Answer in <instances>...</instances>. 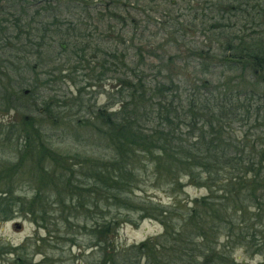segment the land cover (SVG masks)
<instances>
[{
  "label": "trees",
  "instance_id": "trees-1",
  "mask_svg": "<svg viewBox=\"0 0 264 264\" xmlns=\"http://www.w3.org/2000/svg\"><path fill=\"white\" fill-rule=\"evenodd\" d=\"M53 1L16 0L5 7L7 9L0 8V34L8 31L5 36H0V48L2 41L9 47L15 43L14 47L17 45L23 53L18 56L11 52L9 61L20 57L23 60L24 55L34 52L39 59L33 68H39L42 55L48 56V51L56 46L62 52H69L71 56L66 55L65 62L73 61L71 69L77 71L90 63V51L98 52L94 57L104 52L99 49L98 39L82 28L85 25L82 21H69L68 27L64 28L56 18L57 13H49L54 19L50 24L39 20L42 15L39 10L32 14L28 12L35 2L44 3L43 10H55ZM116 1L111 7L114 8L111 16L118 20L117 23L126 25L127 21L120 20L116 13L125 7L119 4L120 0ZM226 2L223 4L227 7L219 8L216 13L214 8L209 9L214 12L210 19L215 22L210 26L206 23L204 30L218 40L219 48L217 50L210 45L195 49V79L176 81L162 68L160 74H166L160 79L150 80L143 69L127 65L124 58L121 60L122 57L112 52L117 63L108 64V60L103 59L96 78H103V71H117L121 68L119 63L126 72L118 76L120 84L116 95L120 97V108L112 112L101 108L86 119L89 123L94 118L102 124L95 137L103 138L110 149L108 160L100 159L108 164L92 167L94 182L90 187L72 184L73 180L66 174L56 177L53 173L47 174L42 189L60 186L69 193L67 197L60 194L58 203L52 201L51 195L42 197L43 192L39 190L32 200L19 199L16 202L17 205L22 203L21 208L26 213L37 215V220L46 225L43 226L49 233L46 238L65 235L73 240V229L80 225L81 229L89 227L91 256L97 253L104 255L101 261L93 259L96 261L94 264H144V260L145 264H238L234 256L236 249L264 257V34L257 30L262 26L258 16L263 15L264 10L254 6L253 13L249 12L244 17L246 29L233 33L230 30L233 25L218 23L231 21L238 11L244 14L241 6L247 2ZM233 2L240 7H235ZM96 4L91 2L89 7L93 9ZM226 13L230 18L225 16ZM181 19L177 16L166 22L160 21L165 36L180 33L177 27L180 23L184 25ZM196 20L194 17L187 24ZM185 30L188 31L187 27ZM164 40L168 42V39ZM107 54L110 55L109 52ZM155 55L151 49L149 56ZM43 61L42 66L49 64L44 57ZM111 65L117 66L116 70ZM5 68L0 66V70ZM0 90L6 93L0 94V103L7 100L9 110H18L22 106L19 103L22 97L18 100L10 98L7 87ZM32 92L30 90V95H24L29 97ZM43 104L44 110L40 114L43 118H56L61 113L55 112L57 105ZM24 125L34 128L29 122H24ZM39 131L41 129L35 127V132ZM22 132H27L25 141L28 142L31 131ZM36 146L32 154L39 158L45 156L43 147ZM32 150L34 148L29 144L24 147L27 155ZM25 153H21V158ZM72 157L76 161L69 163L71 167L82 168L92 164L87 158ZM143 172L151 173L157 182H176L186 178L199 186H207L209 191L194 199L184 211L173 206L149 205L148 209L142 208L139 221L145 218L160 220L164 226L163 233L124 248L109 249L107 243L122 223L118 213L112 211L131 210L132 199L128 197L127 189ZM13 203L14 198L8 193L0 196L1 219L11 217ZM53 204L59 205L60 214L56 221L50 215ZM58 223L62 224L59 225L60 230L64 228V231L56 236L58 228L50 226H58ZM1 249L5 252L7 248L3 246ZM15 257L13 264L33 263L29 256L17 254ZM42 263L43 260L39 264Z\"/></svg>",
  "mask_w": 264,
  "mask_h": 264
},
{
  "label": "rangeland",
  "instance_id": "rangeland-1",
  "mask_svg": "<svg viewBox=\"0 0 264 264\" xmlns=\"http://www.w3.org/2000/svg\"><path fill=\"white\" fill-rule=\"evenodd\" d=\"M14 1L16 0H0V8L7 9L5 7ZM240 1L247 2L246 5L241 6L245 13L238 11L231 21L223 20L218 23L233 25L230 29L233 33L239 32V29H246L244 17L249 12L253 13L254 6L264 10V0ZM91 2L97 3L93 9L89 7ZM116 2V0H54L52 7L55 10L51 9V11L42 9L44 3L35 2L30 5L28 12L31 14L37 10L42 13L39 20L51 24L54 19L49 13H57L56 18L64 24V28L68 27L69 21H82L85 24L82 28L98 39L99 49L104 52L100 53L99 57H94L98 52L90 51L88 54L90 63L77 71L71 69L73 61L65 62V56L70 55L69 52H62L55 45L48 51V56L42 55L40 58L42 65L43 57L49 61V64L33 68L39 59L36 53L32 52L24 55L23 60L20 57L11 62L8 59L11 52L18 56L23 53H20L22 51L17 48V45L14 47L15 43L9 47L8 43L4 46V41L1 42L0 66L7 69L0 70V88L7 87L10 98L18 100L22 97L23 99L19 100L22 106L18 110H9L6 107L9 104L7 100L0 103V131L2 132L0 134L2 140L0 141V196L8 193L16 203L19 199L32 200L39 190L43 192L42 197L44 194L51 195L52 201L58 203L60 194L66 197L69 195L63 191V187L45 186L44 189L41 187L47 174L52 173L55 177L66 174L67 178L73 180L72 184H81L83 187L92 186L91 183L94 182L91 176L92 167L108 164L102 163L100 159L108 160L110 149L103 138L95 137L100 132L101 122L91 118V122L88 123L86 119L101 108L111 112L120 108V97L116 95L120 84L118 76L126 73L123 72L122 63H119L121 68L117 71H108L109 73L103 71L104 77L102 75L103 78H96L100 73L103 59H107L108 64L109 62L117 63L112 53L116 54L119 58L122 57L121 60L124 58V63L127 65L143 69L150 80L160 79L163 74L165 75L166 72L161 74L159 72L162 68L167 73L170 72L176 81L186 78L192 80L197 78L194 71V66L197 64L194 59L197 52L195 49L210 45L217 50L219 48L218 40L204 28L215 22L210 19L214 12L216 13L219 8L227 7L226 0V4H223L224 0H120L119 4L125 9L116 13L120 20L127 21L126 25L117 23L118 20L111 16L114 11L111 7ZM217 4L220 7H217ZM233 4L235 7H240L235 2ZM211 8H214V12H210ZM177 16L184 19V21L181 19L184 25L180 23L177 27L180 28V33L173 35L174 37L169 34L165 36L159 24L160 21L166 22ZM225 16L230 18L228 13ZM194 17L197 20L188 25L189 20ZM258 21L262 26L257 30L264 34V14L258 16ZM149 22L150 25H148ZM186 27L188 31L185 30ZM52 30L55 31V29ZM69 33L73 34L70 31ZM6 34L8 31L4 30L0 36ZM162 37L174 43L169 44ZM2 48L5 49L2 50ZM151 49L154 50L155 56H149ZM95 50L98 49L95 48ZM114 66L111 65V67ZM116 68L117 66L114 70ZM30 90L33 91L32 95L25 96L24 94L30 95ZM0 94L6 93L0 90ZM43 103L57 105L55 112L57 114L61 112L57 119L43 118L44 116L40 115L44 110ZM24 122L34 125V128L25 127ZM35 127L41 131L35 132ZM22 130L31 131L29 132L30 142L25 141L27 132ZM28 144L34 148L29 155L26 154V149V153L24 152V147ZM36 145L43 147L45 156L39 158L32 154L37 148ZM21 153H25L22 158ZM73 155L87 158L92 164L82 168L71 167L69 163L73 164L76 161ZM151 176V173L143 172L137 178V182L130 184L127 189V195L132 199L130 200L131 210L122 208L120 212L118 209L112 211L114 214L118 213L119 221L122 223L116 233L112 234V239L108 241L109 249L124 248L163 233L164 226L160 220L145 218L139 221L142 208L148 209L149 205V207L159 205L166 208L176 207L184 211L192 205L191 202L194 199L206 195L209 191L207 186H199L186 178L176 182H157ZM66 190H69L68 187ZM15 203L12 204L11 217L0 218V264H13L17 254L29 256L32 264H39L42 260V264H94L96 261L93 259L97 258L101 261L104 258V255H97L98 253L91 256V249H88L91 244L88 239L89 227L81 229V225H76L77 228L72 230L74 232L72 236L75 237L73 240L69 239L71 237L66 238L65 235L54 237V239L46 238L49 234L43 227L46 225L37 220V215L26 213L21 208L22 203L19 205ZM52 207L50 215H53L51 218L56 221L55 218L60 214L59 205L53 204ZM57 225L50 227L58 228L56 236H59L64 228L60 230L59 225L62 224ZM42 238L46 240L42 241ZM3 246L7 248L5 252L1 249ZM45 256L49 258L44 259ZM234 256L238 264H264V257L252 251L236 249ZM143 263L145 264L146 261L144 260Z\"/></svg>",
  "mask_w": 264,
  "mask_h": 264
}]
</instances>
